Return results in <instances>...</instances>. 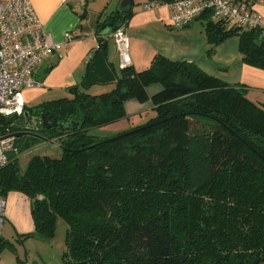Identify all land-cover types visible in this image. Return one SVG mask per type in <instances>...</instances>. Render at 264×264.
<instances>
[{"label":"trees","instance_id":"1","mask_svg":"<svg viewBox=\"0 0 264 264\" xmlns=\"http://www.w3.org/2000/svg\"><path fill=\"white\" fill-rule=\"evenodd\" d=\"M131 16L121 23L115 12L100 24L90 69L100 51L107 55L102 27L114 24L113 34ZM205 33L208 54L238 37L243 63L264 70V29L207 20ZM112 70L110 91L91 95L82 84L70 89L71 98L0 120L13 133L44 137L16 139L19 155L0 172L5 197L18 192L31 202L34 232L23 236L52 238L64 219L70 264H264V102L194 63L163 56L142 72ZM156 84L162 90L151 99L154 117L112 137L90 134L124 119L126 101L148 102ZM42 115L78 126L29 129L26 120ZM43 147L49 152H39ZM32 149L38 154L23 167L20 155Z\"/></svg>","mask_w":264,"mask_h":264},{"label":"crops","instance_id":"2","mask_svg":"<svg viewBox=\"0 0 264 264\" xmlns=\"http://www.w3.org/2000/svg\"><path fill=\"white\" fill-rule=\"evenodd\" d=\"M124 1L88 0L81 4L77 0H31L47 35L53 42H63L68 32L72 33L75 39L38 68L36 77L41 87L24 90L27 109L46 102L71 98V88H82L91 71L90 62L100 48L98 27L110 14L119 12ZM150 1L153 0H132V16L124 27L130 39L131 68L134 71L147 70L157 56L172 61H186L196 64L204 73L231 86L246 89L250 100L264 102V70L243 63L238 37H232L214 46L211 54H208L212 46L207 41L204 20H197L185 27L174 26L168 5H160L158 10L143 9V4ZM245 1L264 18V0ZM103 37L108 40L105 56L107 62L115 67L113 56L117 55L120 66L119 55L111 36ZM118 68H115L117 72ZM161 90L162 87L157 84L148 87L150 100L145 104L135 100L126 101L124 107L128 118L155 111L151 99ZM96 92L92 95L105 91L100 89ZM52 145L50 148L53 150L58 148L55 143ZM6 198L9 207L6 221L14 224L18 234L34 232L30 200L18 192L9 193Z\"/></svg>","mask_w":264,"mask_h":264},{"label":"built area","instance_id":"3","mask_svg":"<svg viewBox=\"0 0 264 264\" xmlns=\"http://www.w3.org/2000/svg\"><path fill=\"white\" fill-rule=\"evenodd\" d=\"M77 1L84 4L88 0ZM160 5L170 7L174 26L185 27L202 19L223 22L241 31L264 29V18L245 0H176L170 4L150 1L142 7L151 11L158 10ZM111 38L119 55L120 70L130 68V39L124 27L116 30ZM74 39L68 32L63 42H53L31 0H0V120L23 115L24 90L41 87L36 77L38 68ZM13 134L9 127L0 124V172L8 164L10 155H19ZM7 206V198L0 188V236Z\"/></svg>","mask_w":264,"mask_h":264},{"label":"rangeland","instance_id":"4","mask_svg":"<svg viewBox=\"0 0 264 264\" xmlns=\"http://www.w3.org/2000/svg\"><path fill=\"white\" fill-rule=\"evenodd\" d=\"M113 63L115 68L120 67L118 65L119 61L117 55L113 56ZM118 72H121L119 68ZM100 89H103V91H110L113 89V86L109 84H95L85 90L87 93L92 95L97 93L96 91H99ZM155 114V111L148 113L144 112L143 114H136L128 118V113L126 112V117L124 119L111 125L93 129L90 131V134L100 138L112 137L122 133L123 131H128L132 127L146 123L149 119L154 117ZM55 144L56 146H59V143L56 142ZM39 152L48 153L49 150L46 147H43L39 150ZM58 152H61V150L58 149L57 153ZM37 154V149H32L21 154L20 162L22 166L25 167L28 160ZM8 209L9 207H7V211ZM68 229V223L64 219L59 218L56 222L55 233L52 238L43 234H35L33 237L25 238L22 234H18L13 223L6 221L0 237V239L5 241V244H2L0 247V263L70 264L69 259L65 256L67 252L66 235Z\"/></svg>","mask_w":264,"mask_h":264},{"label":"water","instance_id":"5","mask_svg":"<svg viewBox=\"0 0 264 264\" xmlns=\"http://www.w3.org/2000/svg\"><path fill=\"white\" fill-rule=\"evenodd\" d=\"M132 8V0H125L122 2L120 6V11L122 13L121 23L124 22L125 16L131 11ZM114 24H106L102 27L101 32L104 33V35L111 36V30L114 29ZM264 39V36H263ZM108 48V42L104 44L103 49ZM116 82V76L115 73L112 70V66L107 62L105 55L103 54V51H100L96 58L94 59L92 63V68L90 73L88 74V77L84 81L83 86L85 88H88L94 84H111ZM16 117L9 118V122H12ZM27 122L32 123L33 125L29 127V129L35 130L39 124H42L44 128L50 130L52 128H60L65 130H70L71 127L76 128L78 126V123L75 122H68L67 120H64L63 122H59L58 119H46L44 115L41 117H31L26 120ZM25 136H33L37 138L44 139V137H41L40 135H37L33 132H17L13 134V137L16 139H20Z\"/></svg>","mask_w":264,"mask_h":264}]
</instances>
